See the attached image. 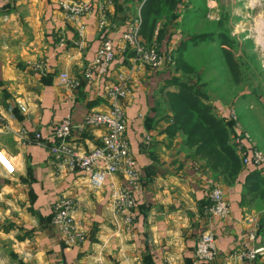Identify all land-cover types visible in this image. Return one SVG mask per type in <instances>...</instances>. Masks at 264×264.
<instances>
[{
	"label": "crops",
	"instance_id": "obj_1",
	"mask_svg": "<svg viewBox=\"0 0 264 264\" xmlns=\"http://www.w3.org/2000/svg\"><path fill=\"white\" fill-rule=\"evenodd\" d=\"M62 1L0 0V149L16 165L12 175L0 171V264H241L233 253L242 248L247 232L254 228L245 222L248 216H256L255 243L264 248V222L255 206L264 205L246 183L253 172H258V181L264 182V176L257 168L242 167L227 184L221 175L204 168V161L184 144V135H170L166 130L172 119L163 100L172 73L134 61L133 51L120 38L124 24L139 17L141 41L176 56L182 42L186 49L192 39V21L204 18L211 2L206 0L203 8L192 0H178L168 17L157 20L147 40L141 34L145 0H111L104 30L97 28L91 14L82 18L84 42L80 46L77 25L61 8ZM106 35L115 40L110 73L94 79L92 85L82 82L75 91L60 85L61 72L81 76ZM39 62L42 67H36ZM118 73L129 75L135 85L125 106L126 136L139 174L129 231L109 195L111 182L126 187L122 176L111 175L94 190L82 172L67 171L48 149L52 125L67 116L74 125L71 141L78 150L87 151L100 143L101 128L80 131L76 127L89 111L107 110L102 86L106 78L113 81ZM9 104L13 105L11 113ZM248 108L255 118L252 105ZM36 133L40 140L35 139ZM250 133L264 151V127ZM145 135L150 136L148 142H144ZM215 181L230 204L226 219L209 214L208 192ZM62 196L75 203L73 216L86 231L83 243L63 244L51 224L52 206ZM204 230L214 233L218 254L199 262L193 251ZM248 264H264V254Z\"/></svg>",
	"mask_w": 264,
	"mask_h": 264
},
{
	"label": "built area",
	"instance_id": "obj_2",
	"mask_svg": "<svg viewBox=\"0 0 264 264\" xmlns=\"http://www.w3.org/2000/svg\"><path fill=\"white\" fill-rule=\"evenodd\" d=\"M111 0H63L60 5L68 18L77 25V32L80 37L78 44L84 42V25L82 18L92 15L99 30H104L107 26L106 12L107 5ZM94 8H96L95 11ZM139 17L125 23L120 29V38L125 47H129L134 55V61L142 65H148L153 70L165 69L168 65L174 64V54L167 51H159L155 45H145L138 34ZM115 58V40L109 36H103L96 48L93 58L89 61L81 76L72 77L65 72L58 75V83L70 91L77 90L82 82L92 85L94 79L106 77L110 73L111 64ZM43 62H39L36 67H42ZM135 85L131 77L118 73L114 80L106 78L102 86V95L107 99L108 108L105 111H89L76 128L82 131L85 128L98 127L102 129L100 143L87 151H80L72 143V129L74 125L69 116L62 118L52 125L48 145L50 154L54 161L62 163L69 172H82L88 181L90 188L96 190L103 185L105 180L114 174H119L126 182V187H119L114 183L109 184L110 199L113 209L123 217L124 229L131 230L134 222V208L136 206L135 191L139 189V174L137 170V160L131 151L128 138L126 136L127 121L125 106L128 99L132 97ZM22 111L23 105L18 104ZM13 105L7 106L8 112H12ZM235 119V115L230 113ZM238 126V125H237ZM234 145L245 167H253L264 170V153L258 149L251 140L247 132L234 128ZM40 133L35 134V139L40 140ZM49 138V139H50ZM150 140L149 135H145L144 142ZM0 171L6 175L16 172L14 161L3 150L0 149ZM210 206L209 214L219 219H226L230 212V204L224 197L223 189L219 182L212 183L208 192ZM74 201L67 196L57 199L52 206L51 224L56 229L63 244L67 246L83 243L86 239V231L75 220L73 216ZM245 222L254 225L246 235V242L242 248L233 253V257L239 258L241 264L245 261L251 262L258 256L264 254V248L255 243L257 227L255 218L248 216ZM218 254V247L214 233L204 230L198 234L195 240L193 255L199 262L213 259Z\"/></svg>",
	"mask_w": 264,
	"mask_h": 264
},
{
	"label": "rangeland",
	"instance_id": "obj_3",
	"mask_svg": "<svg viewBox=\"0 0 264 264\" xmlns=\"http://www.w3.org/2000/svg\"><path fill=\"white\" fill-rule=\"evenodd\" d=\"M209 1L210 6L203 11L204 18H197L189 27L192 39L179 56L185 65L184 72L176 68L177 54L174 64L165 70L172 73V78L203 93L204 103L223 121L227 143L238 157L241 169L245 166L234 145V128L247 132L256 146L250 132L264 127V1ZM192 3L204 8L206 0H192ZM171 89L177 90V86H165V91ZM168 101L166 92L163 104L170 110ZM249 105L255 118L249 112ZM232 112L235 119L230 116ZM259 174L264 176V170H259ZM260 199H264V187ZM261 203L264 205L263 200ZM255 206L264 222V208L260 204Z\"/></svg>",
	"mask_w": 264,
	"mask_h": 264
},
{
	"label": "trees",
	"instance_id": "obj_4",
	"mask_svg": "<svg viewBox=\"0 0 264 264\" xmlns=\"http://www.w3.org/2000/svg\"><path fill=\"white\" fill-rule=\"evenodd\" d=\"M178 0H145L141 12V34L150 40L153 28L158 19L169 15ZM160 35L158 30L157 36ZM185 43L179 46L176 57V68L185 69L179 56L184 50ZM176 78L168 79L166 85L174 84L177 90L167 92L172 123L166 128L170 135L176 132L184 135V144L190 148L193 155L204 161V168L223 177L225 183L235 180L240 171V162L231 146L227 143V131L221 119H217L211 107L204 103L203 93ZM258 172H253L246 178L249 192H255L261 197L262 180L258 181ZM264 183V182H263ZM263 203H264V199Z\"/></svg>",
	"mask_w": 264,
	"mask_h": 264
}]
</instances>
